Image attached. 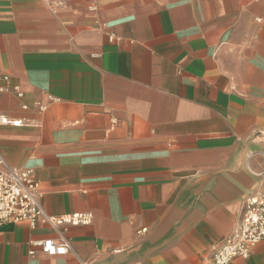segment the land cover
Here are the masks:
<instances>
[{"label": "crops", "instance_id": "obj_1", "mask_svg": "<svg viewBox=\"0 0 264 264\" xmlns=\"http://www.w3.org/2000/svg\"><path fill=\"white\" fill-rule=\"evenodd\" d=\"M65 1L0 0V114L21 122L0 156L48 216L92 215L67 234L82 260L208 264L264 183V0ZM55 238L0 226V264H82L32 244Z\"/></svg>", "mask_w": 264, "mask_h": 264}, {"label": "built area", "instance_id": "obj_2", "mask_svg": "<svg viewBox=\"0 0 264 264\" xmlns=\"http://www.w3.org/2000/svg\"><path fill=\"white\" fill-rule=\"evenodd\" d=\"M55 7H63L65 0H45ZM11 77L0 76V93L13 88ZM16 89V87H14ZM21 122L0 114V127L20 126ZM264 178V169L255 172ZM92 215L76 214L54 218L44 212L39 182L30 168L13 167L0 156V226L25 224L36 230L40 222L50 225L57 233L55 239L34 241L49 257L73 253L82 264H91L81 259L72 249L67 236L70 226L90 225ZM146 229L138 234L146 233ZM264 241V183L257 193L245 201V209L237 231L216 248L208 264H233L237 259H248L258 244Z\"/></svg>", "mask_w": 264, "mask_h": 264}]
</instances>
